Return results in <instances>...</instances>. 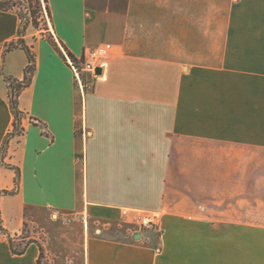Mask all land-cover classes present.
I'll return each mask as SVG.
<instances>
[{
  "label": "crops",
  "instance_id": "obj_1",
  "mask_svg": "<svg viewBox=\"0 0 264 264\" xmlns=\"http://www.w3.org/2000/svg\"><path fill=\"white\" fill-rule=\"evenodd\" d=\"M48 1L62 49L27 25L20 120L0 8V264H264V0Z\"/></svg>",
  "mask_w": 264,
  "mask_h": 264
},
{
  "label": "rangeland",
  "instance_id": "obj_2",
  "mask_svg": "<svg viewBox=\"0 0 264 264\" xmlns=\"http://www.w3.org/2000/svg\"><path fill=\"white\" fill-rule=\"evenodd\" d=\"M12 2L15 3V10H17L21 16L23 17V24L28 25L30 24V21L32 17H35L37 19L38 23V31L39 34L44 35V37L53 43L54 45H57L61 48L60 43L58 40H56L53 28L51 24V18L49 17V14L47 12L46 8V1L45 0H12ZM62 49V48H61ZM71 58V57H70ZM74 62V61H73ZM74 64L81 70L83 65L78 61L74 62ZM82 72V76H83ZM10 84L13 82V80H9ZM17 120L21 118V115H16ZM16 131L20 132V124H15ZM21 238H18L17 240L12 237H9L10 243L12 245V250L19 251L24 250L25 247L29 244V242L32 240L30 239V235L28 233L25 234V232L21 235ZM24 238V239H23ZM45 258V252L42 248V252L40 255V258L38 260V264H49Z\"/></svg>",
  "mask_w": 264,
  "mask_h": 264
},
{
  "label": "trees",
  "instance_id": "obj_3",
  "mask_svg": "<svg viewBox=\"0 0 264 264\" xmlns=\"http://www.w3.org/2000/svg\"><path fill=\"white\" fill-rule=\"evenodd\" d=\"M46 1V8H47V12L49 14V17L51 18V12H50V7H49V1ZM15 3L12 2V0H0V8L3 10H15ZM17 11V10H16ZM20 19H21V26L19 29V40L16 43H11L9 46L8 50H11L13 48H16L17 46H21L22 48H24L26 50V52L28 53L29 56V60H30V64L26 69V73H25V77L23 80L19 81V80H13L12 84L10 85V102H11V106H12V110L14 112L15 115L19 114L18 111V106H17V96L18 93L20 92V90L25 87L26 85L29 84V82L31 81L32 78V74L35 70V57L34 54L32 53L31 49L25 44L24 40H23V35L25 34L27 25L25 26V24H23V17L21 16V14L17 11ZM30 23L38 29V23H37V19L35 17H32ZM70 56L75 59L76 57L70 53ZM24 250H19V251H15V253H22Z\"/></svg>",
  "mask_w": 264,
  "mask_h": 264
},
{
  "label": "built area",
  "instance_id": "obj_4",
  "mask_svg": "<svg viewBox=\"0 0 264 264\" xmlns=\"http://www.w3.org/2000/svg\"><path fill=\"white\" fill-rule=\"evenodd\" d=\"M10 44L6 45L2 51L5 52L9 49ZM111 44H103L96 47L87 48L81 58L72 57L69 59L70 66L75 71L76 77L81 79L82 72H91L95 76H98L96 73L97 68L103 69L107 64V59L111 50ZM80 62L83 67L81 70L74 64V62ZM1 67V63H0ZM1 75V70H0ZM12 84V83H11ZM10 84V85H11ZM140 223L143 227H150L155 224V218L151 216H140L139 217Z\"/></svg>",
  "mask_w": 264,
  "mask_h": 264
},
{
  "label": "water",
  "instance_id": "obj_5",
  "mask_svg": "<svg viewBox=\"0 0 264 264\" xmlns=\"http://www.w3.org/2000/svg\"><path fill=\"white\" fill-rule=\"evenodd\" d=\"M100 72H101V68H97L96 73L100 74Z\"/></svg>",
  "mask_w": 264,
  "mask_h": 264
}]
</instances>
